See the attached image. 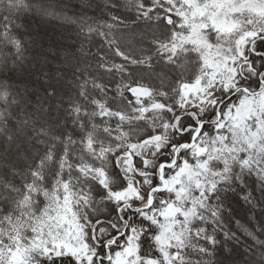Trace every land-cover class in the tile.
I'll use <instances>...</instances> for the list:
<instances>
[{
  "label": "snow or ice",
  "instance_id": "obj_1",
  "mask_svg": "<svg viewBox=\"0 0 264 264\" xmlns=\"http://www.w3.org/2000/svg\"><path fill=\"white\" fill-rule=\"evenodd\" d=\"M0 264H264V0H0Z\"/></svg>",
  "mask_w": 264,
  "mask_h": 264
},
{
  "label": "trees",
  "instance_id": "obj_2",
  "mask_svg": "<svg viewBox=\"0 0 264 264\" xmlns=\"http://www.w3.org/2000/svg\"><path fill=\"white\" fill-rule=\"evenodd\" d=\"M232 199H233V208L235 215L241 220H246L247 219L246 209L243 207L241 202H239L235 197H233Z\"/></svg>",
  "mask_w": 264,
  "mask_h": 264
},
{
  "label": "rangeland",
  "instance_id": "obj_3",
  "mask_svg": "<svg viewBox=\"0 0 264 264\" xmlns=\"http://www.w3.org/2000/svg\"><path fill=\"white\" fill-rule=\"evenodd\" d=\"M43 31H47V32H55V29H53L52 27L48 26V27H44L41 26Z\"/></svg>",
  "mask_w": 264,
  "mask_h": 264
}]
</instances>
